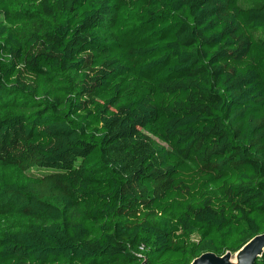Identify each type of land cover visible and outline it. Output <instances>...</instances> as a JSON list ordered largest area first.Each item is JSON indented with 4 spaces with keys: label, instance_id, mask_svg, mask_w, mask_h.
<instances>
[{
    "label": "trees",
    "instance_id": "1",
    "mask_svg": "<svg viewBox=\"0 0 264 264\" xmlns=\"http://www.w3.org/2000/svg\"><path fill=\"white\" fill-rule=\"evenodd\" d=\"M255 28L264 1L0 0V264H191L264 233Z\"/></svg>",
    "mask_w": 264,
    "mask_h": 264
},
{
    "label": "water",
    "instance_id": "2",
    "mask_svg": "<svg viewBox=\"0 0 264 264\" xmlns=\"http://www.w3.org/2000/svg\"><path fill=\"white\" fill-rule=\"evenodd\" d=\"M263 254L264 233H261L253 237L235 254L232 251H227L223 255L211 251L205 252L196 257L191 264H255Z\"/></svg>",
    "mask_w": 264,
    "mask_h": 264
},
{
    "label": "rangeland",
    "instance_id": "3",
    "mask_svg": "<svg viewBox=\"0 0 264 264\" xmlns=\"http://www.w3.org/2000/svg\"><path fill=\"white\" fill-rule=\"evenodd\" d=\"M262 1H264V0H241L242 4L245 6L252 5L255 3H260ZM252 32L256 37H259V38L264 37V28H255L252 30ZM233 254H235V253H233Z\"/></svg>",
    "mask_w": 264,
    "mask_h": 264
}]
</instances>
